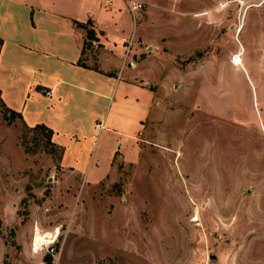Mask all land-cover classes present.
<instances>
[{"label":"rangeland","instance_id":"rangeland-1","mask_svg":"<svg viewBox=\"0 0 264 264\" xmlns=\"http://www.w3.org/2000/svg\"><path fill=\"white\" fill-rule=\"evenodd\" d=\"M142 1L125 58L154 60L156 103L135 141L68 137L65 169L0 94V264H264V0Z\"/></svg>","mask_w":264,"mask_h":264},{"label":"crops","instance_id":"crops-1","mask_svg":"<svg viewBox=\"0 0 264 264\" xmlns=\"http://www.w3.org/2000/svg\"><path fill=\"white\" fill-rule=\"evenodd\" d=\"M107 2L0 0L1 97L9 108L22 113L30 127L43 124L54 131L53 141L65 149L62 166L69 170L76 169L67 162L72 155L64 139L70 137L73 142L77 138L81 144L86 134L91 138L93 132L95 137L103 121L104 129L112 134L107 137L135 141L156 103V92L148 84L154 60L142 58L136 46L125 58L126 39L132 35L136 39L138 34L137 19L123 0H113L111 6ZM129 12L131 25L123 14L129 16ZM89 20L96 31L92 42L101 45L95 65L87 64L86 53L82 54L87 35L79 23ZM14 78L25 84L22 100L11 99L1 85ZM30 98L46 104L34 111L33 119Z\"/></svg>","mask_w":264,"mask_h":264},{"label":"trees","instance_id":"trees-1","mask_svg":"<svg viewBox=\"0 0 264 264\" xmlns=\"http://www.w3.org/2000/svg\"><path fill=\"white\" fill-rule=\"evenodd\" d=\"M79 25L84 27V28H86V30H87V39H86V41L84 43V47H83V50H82V54H83L86 51V46H87L88 40L89 41H93L96 38V31L93 28L92 20H89L87 23H79ZM79 63L83 64L82 59L79 60ZM2 104H3V109H4L3 110V115L8 120L9 123H13L15 118H20V119H22L23 122H25L24 121V117H23L21 112H18L16 110L12 109V108H9L5 104L3 99H2ZM26 127H28V129H31V130H37V129L43 130L47 135H49L51 146H53L54 149H57V150L59 149V151H60V159H62L65 149H64L63 146L51 141L52 137L54 135V131L51 128H49V127H47L46 125H43V124H38V125H36L34 127H30V126L27 125ZM47 259L49 260L50 263L52 262L51 257H49L48 255H47L46 260Z\"/></svg>","mask_w":264,"mask_h":264},{"label":"built area","instance_id":"built-area-1","mask_svg":"<svg viewBox=\"0 0 264 264\" xmlns=\"http://www.w3.org/2000/svg\"><path fill=\"white\" fill-rule=\"evenodd\" d=\"M127 7L129 8L130 12L132 13L133 15V18L136 19L137 17V14L143 10L144 6H145V3L144 1L142 0H123ZM108 6H111L112 3H113V0H108ZM133 38L134 36L132 35L130 37V39H126L127 43H128V51H126V55L129 54L131 48H132V45H133ZM233 61L235 63H242V58L240 57V55H235L233 57ZM48 93V92H47ZM49 94V93H48ZM105 128V123L103 121H100L97 125V134H100L102 130H104Z\"/></svg>","mask_w":264,"mask_h":264},{"label":"bare ground","instance_id":"bare-ground-1","mask_svg":"<svg viewBox=\"0 0 264 264\" xmlns=\"http://www.w3.org/2000/svg\"><path fill=\"white\" fill-rule=\"evenodd\" d=\"M40 240H41V239L37 238V239H36V242H39Z\"/></svg>","mask_w":264,"mask_h":264}]
</instances>
